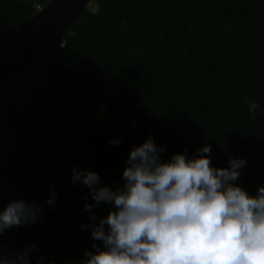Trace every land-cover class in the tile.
Instances as JSON below:
<instances>
[{
	"label": "trees",
	"instance_id": "16d2710c",
	"mask_svg": "<svg viewBox=\"0 0 264 264\" xmlns=\"http://www.w3.org/2000/svg\"><path fill=\"white\" fill-rule=\"evenodd\" d=\"M50 1L0 0V46ZM149 135L165 159L205 143L216 166L244 157L237 183L250 193L264 183V0H89L0 104V209L13 198L44 205L0 245L34 242L33 264L39 254L78 264L93 241L81 227L88 188L71 168L122 185L130 149Z\"/></svg>",
	"mask_w": 264,
	"mask_h": 264
},
{
	"label": "clouds",
	"instance_id": "9594fccd",
	"mask_svg": "<svg viewBox=\"0 0 264 264\" xmlns=\"http://www.w3.org/2000/svg\"><path fill=\"white\" fill-rule=\"evenodd\" d=\"M256 109L250 100L249 112ZM166 149L153 135L134 145L123 184L115 187L102 183L96 170L73 165L71 183L88 188L89 221L81 227L93 241L78 264H264V183L255 193L237 183L247 159L229 156L227 167L216 166L208 143L192 155L185 148L165 159ZM56 199L51 189L45 203L53 206ZM101 203L109 205L103 216L94 211ZM43 212L42 204L13 198L0 209V235L35 224ZM38 251L34 242L18 249L0 245V264H33ZM35 264L50 262L39 254Z\"/></svg>",
	"mask_w": 264,
	"mask_h": 264
},
{
	"label": "water",
	"instance_id": "95a60500",
	"mask_svg": "<svg viewBox=\"0 0 264 264\" xmlns=\"http://www.w3.org/2000/svg\"><path fill=\"white\" fill-rule=\"evenodd\" d=\"M89 0H52L0 46V102L43 58Z\"/></svg>",
	"mask_w": 264,
	"mask_h": 264
},
{
	"label": "bare ground",
	"instance_id": "6f19581e",
	"mask_svg": "<svg viewBox=\"0 0 264 264\" xmlns=\"http://www.w3.org/2000/svg\"><path fill=\"white\" fill-rule=\"evenodd\" d=\"M44 6H45V5H44ZM44 6H42V7H44ZM34 17H35V16H34ZM34 17H33V18H34ZM7 41H8V40H7ZM46 53H47V52H46ZM41 59H42V58H41ZM32 68H33V67H32ZM32 68H31V69H32ZM31 69H30V70H31ZM30 70H29V71H30ZM29 71H28V72H29ZM28 72H26L25 74H27ZM25 74H24V75H25ZM24 75H23V76H24ZM23 76L21 77V79L23 78ZM6 96H7V95H6ZM6 96H5V97H6ZM5 97H4V98H5ZM4 98H3V99H4ZM3 99H2V101H3ZM2 101H1V102H2ZM1 102H0V104H1Z\"/></svg>",
	"mask_w": 264,
	"mask_h": 264
}]
</instances>
